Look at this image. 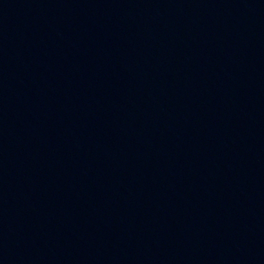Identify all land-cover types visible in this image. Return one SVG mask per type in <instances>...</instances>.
<instances>
[{
  "label": "water",
  "instance_id": "obj_1",
  "mask_svg": "<svg viewBox=\"0 0 264 264\" xmlns=\"http://www.w3.org/2000/svg\"><path fill=\"white\" fill-rule=\"evenodd\" d=\"M0 264H264V0H0Z\"/></svg>",
  "mask_w": 264,
  "mask_h": 264
}]
</instances>
